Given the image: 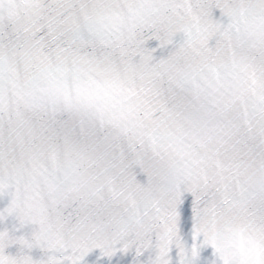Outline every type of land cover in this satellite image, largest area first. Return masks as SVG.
<instances>
[{
    "label": "snow or ice",
    "instance_id": "obj_1",
    "mask_svg": "<svg viewBox=\"0 0 264 264\" xmlns=\"http://www.w3.org/2000/svg\"><path fill=\"white\" fill-rule=\"evenodd\" d=\"M0 264H264V0H0Z\"/></svg>",
    "mask_w": 264,
    "mask_h": 264
}]
</instances>
